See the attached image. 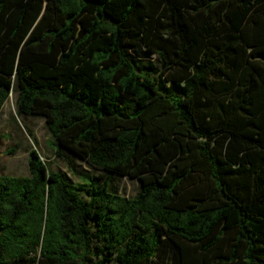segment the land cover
I'll return each mask as SVG.
<instances>
[{"label":"trees","instance_id":"1","mask_svg":"<svg viewBox=\"0 0 264 264\" xmlns=\"http://www.w3.org/2000/svg\"><path fill=\"white\" fill-rule=\"evenodd\" d=\"M12 93L68 171L0 175V264H264V0H0Z\"/></svg>","mask_w":264,"mask_h":264},{"label":"rangeland","instance_id":"2","mask_svg":"<svg viewBox=\"0 0 264 264\" xmlns=\"http://www.w3.org/2000/svg\"><path fill=\"white\" fill-rule=\"evenodd\" d=\"M129 57L141 65L143 69L153 70L159 74L162 65L156 55H148L144 48L137 47L128 52ZM17 94L12 93L0 113V175L27 176L30 175L29 155L36 149L43 159L50 163L52 169L68 171L66 162L56 156L53 149V138L42 116H17ZM73 160L76 168L88 172L101 180L108 172L89 165L84 160L66 152ZM112 188L127 197L135 196L139 191L137 179L125 176L112 178Z\"/></svg>","mask_w":264,"mask_h":264}]
</instances>
